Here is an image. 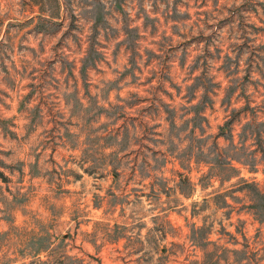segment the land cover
<instances>
[{
	"label": "rangeland",
	"instance_id": "rangeland-1",
	"mask_svg": "<svg viewBox=\"0 0 264 264\" xmlns=\"http://www.w3.org/2000/svg\"><path fill=\"white\" fill-rule=\"evenodd\" d=\"M0 264H264V0H0Z\"/></svg>",
	"mask_w": 264,
	"mask_h": 264
}]
</instances>
